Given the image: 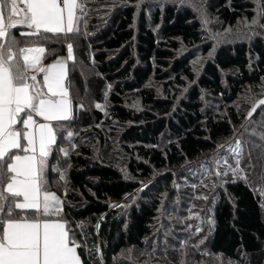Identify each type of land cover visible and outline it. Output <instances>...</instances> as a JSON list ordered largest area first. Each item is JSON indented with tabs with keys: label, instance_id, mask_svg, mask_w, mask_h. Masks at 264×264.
Instances as JSON below:
<instances>
[{
	"label": "trees",
	"instance_id": "16d2710c",
	"mask_svg": "<svg viewBox=\"0 0 264 264\" xmlns=\"http://www.w3.org/2000/svg\"><path fill=\"white\" fill-rule=\"evenodd\" d=\"M199 1L216 21L219 31L212 36L230 28V43L207 37V25L179 0H145L139 8V0H88L78 32L22 37L23 29L13 30L22 46L38 41L46 48L44 65L66 59L67 45H73V113L57 124L46 173L47 190L62 201L63 211L46 219L67 222L81 245L82 264L264 262L262 150L255 157L245 147L240 168L250 166V173L228 172L222 185L211 161L202 168L213 153L221 154L220 145L248 138L242 125L248 131L260 125L264 106L249 121L255 100L247 90L259 92L264 85V28L236 31L242 19L251 24L256 16L254 0ZM199 57L204 62L196 69ZM245 92L250 108L241 103ZM185 171L188 185L177 191L176 179ZM184 189L193 193L192 212L199 220L187 219ZM173 201L185 205L184 214L170 211ZM171 220L192 225L181 232L185 238L167 226ZM188 239L199 247L188 241L182 249ZM163 241L167 247L157 249Z\"/></svg>",
	"mask_w": 264,
	"mask_h": 264
},
{
	"label": "snow or ice",
	"instance_id": "6c2138e0",
	"mask_svg": "<svg viewBox=\"0 0 264 264\" xmlns=\"http://www.w3.org/2000/svg\"><path fill=\"white\" fill-rule=\"evenodd\" d=\"M144 2L139 0L136 7ZM254 2L256 16L251 24L245 21V27L264 28L259 22L264 17V0ZM87 4L88 0H0V214H3L0 215V264H82L77 251L81 245L71 235L67 222L62 218L46 219L60 217L63 211L62 201L47 190L46 173L49 156L57 143V124L71 118L70 94L64 81L66 62L74 60L73 45H67L66 59L44 65L46 48L38 41L23 42L22 46L13 30L25 29L20 32L22 37L78 32L79 24L88 14ZM196 11L202 23L207 25L209 21L203 3ZM37 74H42V82L38 81ZM260 105H264V99L253 102L247 117H251ZM242 127L248 131L246 126ZM261 127L264 128V124ZM72 135L68 132L67 138L71 139ZM250 135L261 141L260 144L252 142V147L260 148L261 158H264V131L253 129ZM247 145L248 142L241 139L230 142L227 151L234 156L235 166L221 157L228 167L223 173L216 171L214 175L220 177L232 172L239 176ZM219 147L223 150L225 145ZM60 151L67 155V149L61 148ZM215 164L219 167L220 160ZM194 199L207 197L196 196ZM29 210L33 212L31 217L27 214ZM188 211L187 219H200L199 214L191 209ZM191 228L192 225H186V230ZM200 231V225H196L195 232ZM187 246L188 240L181 241L182 249Z\"/></svg>",
	"mask_w": 264,
	"mask_h": 264
},
{
	"label": "rangeland",
	"instance_id": "374dc122",
	"mask_svg": "<svg viewBox=\"0 0 264 264\" xmlns=\"http://www.w3.org/2000/svg\"><path fill=\"white\" fill-rule=\"evenodd\" d=\"M180 1V0H179ZM201 1H199V0H187V2H185V4L186 5H190L191 7H192V9H193V11H194V14L197 16V17H199V19H201V16H200V14L196 11V8H199V7H201ZM207 6L208 5H205L204 3H203V8H204V12H205V15H206V17H207V20L209 21V23L207 24V29L208 30H210L209 32H207L206 34H207V37H210V36H212L213 35V32L214 31H219V30H217L216 28H218L217 27V25H216V21H214V19L210 16V15H208V13H207ZM202 20V19H201ZM245 21L242 19V21L240 22V27H238V28H236V31H242L243 30V32L244 31H250V27H245V23H244ZM249 23V22H248ZM250 24V23H249ZM228 29H230V28H228ZM228 29H226V30H228ZM226 30H224V31H220V32H218V34H220V35H216V34H214V36L215 37H221V36H223V40H225V42L226 43H230V33H231V31H233L232 29H231V31L230 32H227ZM231 34H233V33H231ZM198 60V63H196V69L200 66V65H202L203 64V62H204V60H203V58H201V57H199V59H197ZM196 60V61H197ZM154 87H155V89L158 87V85L157 84H155L154 85ZM247 91H251L250 93L252 94V97H253V99H251V100H255V101H258V100H260V99H264V85L263 86H261V88H260V90H259V92L258 91H253V90H247ZM246 93V92H245ZM244 96V95H243ZM243 96L241 97V98H243ZM245 96L247 97V99H244L243 101H241V103H245L244 104V106L243 107H247V108H250V107H248L249 105H250V101L248 100V98H249V94L248 93H246L245 94ZM253 104V103H252ZM252 106V105H251ZM264 105H260L259 107H263ZM258 107V108H259ZM264 109V108H263ZM257 110V109H256ZM264 111V110H263ZM256 112V111H255ZM254 112V113H255ZM253 113V114H254ZM252 114V115H253ZM252 118V116L251 117H248V120L250 121V119ZM261 118H262V120L260 121V125L258 126H254L255 127V129L257 130V131H264V128H262L261 127V125L262 124H264V112H263V114H262V116H261ZM250 132L251 131H244V134L245 135H247V137L248 138H246V136L243 138V141H247L248 142V145L246 146L247 148L248 147H250L251 148V150L253 151V152H255L256 154H255V157H258L257 156V153H259L260 152V148H253L252 147V142H255L256 144H260L261 143V141L258 139V137L257 136H252V135H250ZM242 140V139H241ZM228 145L229 144H227L226 146H225V149H223V150H220V151H222L221 152V154H216V153H213V155H211V156H209V158H207V159H205L206 161L205 162H207L206 163V165H203V167L202 168H204V166L206 167V169L205 170H207V165L209 166V167H211V165L214 167V170H213V172L215 173L216 171H221V173H223L224 171H222V169H220L219 167H217L216 166V164H215V161L216 160H220V164H219V166H223V167H228V164H233V163H235V158H234V156H232V155H230L229 153H228V151H227V148H228ZM245 152H246V149H245ZM221 157H225V158H227V161H228V164H225L224 163V160H222V159H220ZM249 160V159H248ZM208 161H211V165H210V163L208 162ZM250 165H251V163H250ZM249 169H251V167L250 166H247L246 165V167H243V169L242 170H245L247 173H250V170ZM191 170H195V169H190V171ZM189 174V172L188 171H185L184 173H182V174H180L178 177H177V179H176V185H175V188H176V190L178 191V189L180 188V187H182V186H187L188 184H186L187 182H189L188 180H184V178H186V175H188ZM223 176H225V175H221L219 178L217 177V180H218V182H217V184H220V185H222L223 183H224V180L226 179L227 180V178H225V179H223ZM258 177V173L257 172H254L253 171V174H251L250 175V178H252V179H255V178H257ZM177 185L179 186V187H177ZM181 195H182V197H183V201L182 202H184V204L189 208V209H191V211H192V204H191V199H192V197H193V193H191V194H189V190H187V189H184V190H182V192L180 193ZM181 205V204H174V201L172 202V203H170L169 205V209H170V211L172 212V213H175V210H176V212L179 214V215H182V214H184L183 213V211H185V205ZM188 209V210H189ZM183 222L184 221H178V220H171V223H168L167 224V226H170V228H171V231H174V232H176L175 234L176 235H178L179 237H180V234H181V237H182V239L183 238H185V234L184 233H181V232H183V231H186V225H182L183 224ZM187 225L189 224L188 222L186 223ZM179 237H177V240H179ZM188 241H189V243H191V246H192V248H198V247H196V245H198V243H197V240H191V239H188ZM176 242V241H175ZM161 244H163V245H165V247H167L166 246V243L163 241L162 243H159V242H157L156 243V246H158L157 247V249L158 248H162L160 245ZM154 245H155V243H154ZM200 245V244H199ZM206 249L204 248V250L203 251H205ZM158 255H160L161 256V253H157ZM242 261H245V264H264V262L262 261V263H253V262H249V259L248 260H244V259H241ZM252 261V260H251ZM186 262H190V260H186ZM239 263H241V261L239 262ZM238 263V264H239ZM156 264H173V263H169L168 261H164V260H161L160 262H158V263H156ZM174 264H180V263H174ZM188 264V263H187ZM189 264H195V263H193V261L192 262H190ZM197 264H204L203 262H198ZM214 264H225L224 262H221V261H218V260H215L214 261Z\"/></svg>",
	"mask_w": 264,
	"mask_h": 264
},
{
	"label": "crops",
	"instance_id": "0c3cea01",
	"mask_svg": "<svg viewBox=\"0 0 264 264\" xmlns=\"http://www.w3.org/2000/svg\"><path fill=\"white\" fill-rule=\"evenodd\" d=\"M20 29H23L22 27H20ZM23 30H25V29H23ZM32 74H36V73H29V75H32ZM38 76H40V79L38 80V81H41L42 82V79H43V77H42V74H37V77ZM38 79V78H37ZM64 83H65V86H66V88L68 89V61L66 62V78H65V81H64ZM44 91H47L46 89H44ZM69 91V90H68ZM70 98V97H69ZM70 101H71V99H70ZM72 113H73V110H72V103H71V117H72ZM38 122H43L42 120H41V118H39V117H34ZM29 211H32V210H29ZM50 220H52V221H55V220H53V219H50Z\"/></svg>",
	"mask_w": 264,
	"mask_h": 264
}]
</instances>
